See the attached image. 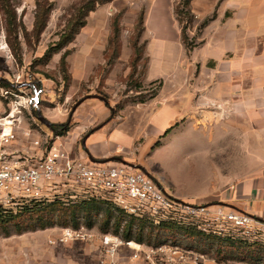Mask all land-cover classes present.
Segmentation results:
<instances>
[{
	"label": "rangeland",
	"instance_id": "1",
	"mask_svg": "<svg viewBox=\"0 0 264 264\" xmlns=\"http://www.w3.org/2000/svg\"><path fill=\"white\" fill-rule=\"evenodd\" d=\"M6 1L8 7H0V78L9 82L18 77L29 79L44 88L37 106L22 109L16 139L8 149L31 152L30 139L47 138L68 153L70 140L83 151L81 141L89 131L101 129L99 135H110L112 127L126 126L125 131L136 136L134 144L126 148L131 153L135 151L136 160L157 174L159 181L164 178L177 194L192 197L197 191L207 190V186L195 183L201 179L193 169L195 159L198 157L201 171L207 173L210 164L222 165L223 155L196 156L192 150L178 151L177 144L151 151L165 140L175 139V129L184 120L193 119L192 115L222 114L220 107L208 104L202 97L206 92L199 91L194 98L200 100L193 102L197 107L190 104L184 116L178 118V84L198 81L201 70L200 64L191 61L188 50L195 44L202 21L212 13L200 17L193 11L191 1L185 6V0ZM37 13L40 18L46 13L40 31L34 27ZM178 33L186 55L178 51ZM212 64L209 61L207 66ZM201 77L205 81L206 75ZM4 111V98L0 96V114ZM37 111L52 123L70 120L69 129L56 135L37 119ZM158 117L166 126L153 136L149 150L141 155L139 148L147 136L146 128ZM197 125L207 126L200 121ZM28 128L36 131L33 137L26 136ZM219 143L214 149L222 152V140ZM125 156L118 158L128 162ZM53 183L55 191H49L44 198L46 203L52 198L61 203L22 211L14 217L0 214V264H94L100 252L99 237L104 233L129 235L148 244L171 241L218 262L264 264L263 233L245 235L230 230L212 234L172 221L155 223L128 214L99 196L89 201L81 188L68 182ZM84 201L89 203L87 207ZM18 203L3 207L7 211L13 208L15 213ZM64 228L83 230L91 236L83 241H59Z\"/></svg>",
	"mask_w": 264,
	"mask_h": 264
},
{
	"label": "crops",
	"instance_id": "2",
	"mask_svg": "<svg viewBox=\"0 0 264 264\" xmlns=\"http://www.w3.org/2000/svg\"><path fill=\"white\" fill-rule=\"evenodd\" d=\"M190 4L200 17L209 13L215 16L197 32L195 45L188 50L191 61L200 64L201 70H198V81L178 84V118L184 116L190 104L197 107L193 102L200 100L194 98L199 91L206 92L202 97L208 104L220 107L222 114L192 115L193 119L184 120L175 129V139L165 140L151 153L177 144L178 151L192 150L196 156L223 155L222 165L210 164L207 173L201 171L200 163L196 162L198 157L195 159L193 169L196 176L201 177L195 183L199 187L207 186V190L197 191L192 197V194H177L164 178L159 181L157 174L140 164V159L136 160L135 151H128L136 136L125 131L126 126L112 127L110 135L105 131L99 135L101 129L89 131L81 141L83 151L70 140L68 154L88 161L129 164L132 169L146 172L180 200L196 204L221 203L264 222V0H191ZM178 51L180 55L187 52L179 33ZM209 61L213 64L207 66ZM202 74L206 75L205 81ZM199 121L207 126H198ZM151 123L149 126L153 129L146 128L147 136L139 148L141 155L149 150L153 136L166 126L160 117ZM189 137L191 140L187 141ZM201 139H206V143ZM220 140L222 152L214 149ZM122 154L128 162L118 158ZM220 170L225 173L217 174Z\"/></svg>",
	"mask_w": 264,
	"mask_h": 264
},
{
	"label": "built area",
	"instance_id": "3",
	"mask_svg": "<svg viewBox=\"0 0 264 264\" xmlns=\"http://www.w3.org/2000/svg\"><path fill=\"white\" fill-rule=\"evenodd\" d=\"M43 92L40 84L20 77L10 80L9 87H0V96L5 102V111L0 114V206L22 199L44 198L49 191H55L53 182L58 180L81 188L82 193L94 192L124 212L155 223L172 221L212 234L230 230L245 235L264 234L263 221L221 203L196 204L180 200L146 172L132 169L126 163L73 158L62 145L47 138L30 139L31 152L8 149L16 139L22 109L37 106ZM35 133L30 128L25 132L28 137ZM90 236L83 230L64 228L58 240L83 241ZM99 243L100 252L94 264H230L171 241L148 244L104 233Z\"/></svg>",
	"mask_w": 264,
	"mask_h": 264
},
{
	"label": "trees",
	"instance_id": "4",
	"mask_svg": "<svg viewBox=\"0 0 264 264\" xmlns=\"http://www.w3.org/2000/svg\"><path fill=\"white\" fill-rule=\"evenodd\" d=\"M108 1H111V0H96L95 3H103V2H108ZM191 0H185V6H187L189 4ZM7 3L8 1L6 0H0V7L1 8H4V7H8L7 6ZM91 9V8H90ZM88 9V10H90ZM215 16V14L213 13L212 16L208 17V18H205L201 25H200V29L203 28L209 20H211L213 17ZM46 17V13L43 14V16L40 18L39 17V13L36 14L35 16V24H34V27L40 31L44 25H45V19ZM84 25V22H82L81 26ZM185 29V25L182 27V32L184 31ZM183 40H184V43L186 42L185 40H187V37L185 35V33H183V36H182ZM65 41V40H64ZM68 41V40H67ZM195 45V44H194ZM39 84V83H38ZM10 86V82L5 79V78H0V87H9ZM69 125H70V120L66 121V122H58V123H51L50 125V130L53 131L56 135H59V134H63L64 132H66L68 129H69ZM170 128H167L165 130V132L167 133L169 131ZM82 195H88L87 197L89 198H86L88 199L89 201L91 200H94V199H97L96 197H98L99 195H97L96 193L94 192H89V193H82ZM60 199V198H58ZM103 200H106L104 198H101ZM47 199L46 198H30V199H22V200H19L17 205H18V212H15L13 213V208H9V211H7L8 209L3 207V206H0V214L2 213H6V214H10L9 216L10 217H14L16 216L18 213H21L22 211H25V212H32V211H37V210H40V209H43L45 207L43 206H48V205H54L55 203H61L60 201L57 200V198H52L48 203H46ZM107 201V200H106ZM23 202H28L26 204H22ZM43 203V204H42ZM86 204H89L88 202L84 201V206L87 207ZM120 210V209H119ZM109 211V210H107ZM72 212V211H71ZM115 234V233H114ZM124 239H131L129 235H126L125 237H123ZM136 241H142V240H137L135 239Z\"/></svg>",
	"mask_w": 264,
	"mask_h": 264
},
{
	"label": "water",
	"instance_id": "5",
	"mask_svg": "<svg viewBox=\"0 0 264 264\" xmlns=\"http://www.w3.org/2000/svg\"><path fill=\"white\" fill-rule=\"evenodd\" d=\"M36 117L37 119L42 122L45 126H47L48 128L50 127L51 123L49 120H47L44 116L41 115L40 111H37L36 113Z\"/></svg>",
	"mask_w": 264,
	"mask_h": 264
}]
</instances>
